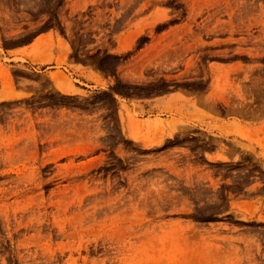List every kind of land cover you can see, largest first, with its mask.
<instances>
[{
  "label": "rangeland",
  "instance_id": "374dc122",
  "mask_svg": "<svg viewBox=\"0 0 264 264\" xmlns=\"http://www.w3.org/2000/svg\"><path fill=\"white\" fill-rule=\"evenodd\" d=\"M143 1L0 0V264H264V0Z\"/></svg>",
  "mask_w": 264,
  "mask_h": 264
},
{
  "label": "bare ground",
  "instance_id": "6f19581e",
  "mask_svg": "<svg viewBox=\"0 0 264 264\" xmlns=\"http://www.w3.org/2000/svg\"><path fill=\"white\" fill-rule=\"evenodd\" d=\"M164 1L165 0H145V2L143 1V4L141 5V9H140V15L141 16H143L144 14H146L147 13V15L145 16V18L144 19H141L140 20V22L142 23V22H145L144 23V26H141V28L139 29V30H137L136 31V36H139V35H143V34H145V33H149V34H153V29H155L157 26H159L158 24H160V22L163 20L162 19V17H164L165 16V10L164 9H161L160 8V6H162L163 4H166V3H164ZM246 2V1H245ZM194 3V2H193ZM133 4V3H132ZM244 5V4H243ZM234 7V6H233ZM246 6L244 7V10L246 11ZM229 8H227V10H228ZM248 10V9H247ZM138 11V10H137ZM176 11V10H175ZM218 11V10H217ZM245 11H243V12H245ZM167 12V11H166ZM170 12V11H169ZM171 12H173V10L171 11ZM195 12V9H194V5L191 3L190 5H189V7H188V9H187V15H188V18L190 19V24H191V21H194L195 20V17H194V14H196V13H194ZM214 12L215 11H213V13H212V15L211 16H213V14H214ZM242 12V13H243ZM168 13V12H167ZM246 13H248V11L246 12ZM246 13H245V15H246ZM177 14L178 15H180V13L179 12H177ZM135 15V14H134ZM245 15H244V17H245ZM248 15V14H247ZM139 16V15H138ZM138 16H137V18H138ZM235 16H236V14H235ZM134 17V16H133ZM238 18V17H237ZM135 19V18H134ZM192 19V20H191ZM214 19V18H213ZM241 19H242V17H241ZM244 19V18H243ZM246 19V18H245ZM218 21V20H217ZM247 21V20H246ZM245 23H247V22H244V24ZM190 24H188V25H190ZM221 25V24H220ZM225 25H226V23H225ZM247 25V24H246ZM245 26V25H244ZM185 27H188L187 25L185 26ZM218 28V26L216 25V26H214L213 25V27L211 28V29H209L211 32L212 31H217V28ZM223 27H225L224 25H223ZM189 28V27H188ZM220 28V27H219ZM112 29V28H111ZM182 29V28H181ZM190 29V28H189ZM223 29V28H222ZM246 29H247V27H246ZM179 31V30H178ZM185 32V31H184ZM184 32H182V33H184ZM186 33V32H185ZM178 34V33H177ZM176 34V35H177ZM194 34L195 33H193V31H190V33L188 34V38H191V39H193L194 38ZM176 35H174V36H176ZM144 36V35H143ZM140 37V36H139ZM177 37V36H176ZM198 37V36H197ZM196 42V41H195ZM192 44V43H191ZM181 47V46H180ZM197 47V46H196ZM177 49V48H176ZM202 51V50H201ZM178 52V51H177ZM199 59V58H198ZM194 64V63H193ZM199 66V65H198ZM200 68V67H199ZM198 68V69H199Z\"/></svg>",
  "mask_w": 264,
  "mask_h": 264
}]
</instances>
